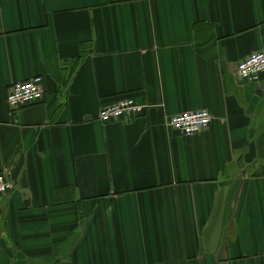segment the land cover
Returning a JSON list of instances; mask_svg holds the SVG:
<instances>
[{
  "label": "crops",
  "instance_id": "1",
  "mask_svg": "<svg viewBox=\"0 0 264 264\" xmlns=\"http://www.w3.org/2000/svg\"><path fill=\"white\" fill-rule=\"evenodd\" d=\"M264 0H0V264H264ZM44 98L11 112L8 89ZM135 96L146 111L104 123ZM197 109L210 125L164 123Z\"/></svg>",
  "mask_w": 264,
  "mask_h": 264
},
{
  "label": "built area",
  "instance_id": "2",
  "mask_svg": "<svg viewBox=\"0 0 264 264\" xmlns=\"http://www.w3.org/2000/svg\"><path fill=\"white\" fill-rule=\"evenodd\" d=\"M235 75L242 80L258 83L264 77V52L254 51L237 62ZM44 98L42 78L34 76L14 83L7 91L8 109L17 111L24 105H30ZM148 105L135 96H123L116 101L101 107L97 119L104 123L131 120L142 115ZM212 121L207 109L183 111L169 116L164 125L179 136H191L206 129ZM14 182L9 171L0 173V197L12 190Z\"/></svg>",
  "mask_w": 264,
  "mask_h": 264
}]
</instances>
